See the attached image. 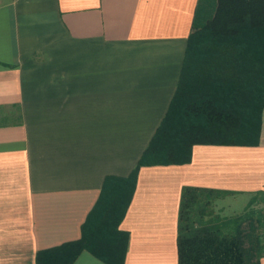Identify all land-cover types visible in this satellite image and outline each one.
Listing matches in <instances>:
<instances>
[{"label":"crops","instance_id":"obj_1","mask_svg":"<svg viewBox=\"0 0 264 264\" xmlns=\"http://www.w3.org/2000/svg\"><path fill=\"white\" fill-rule=\"evenodd\" d=\"M216 0H0V264L79 239L106 177H127L180 80L193 25ZM254 123L190 161L145 165L119 223L123 264H177L184 186L240 208L264 192V94ZM250 138V139H249ZM72 264H109L83 250ZM260 264H264L261 260Z\"/></svg>","mask_w":264,"mask_h":264},{"label":"trees","instance_id":"obj_2","mask_svg":"<svg viewBox=\"0 0 264 264\" xmlns=\"http://www.w3.org/2000/svg\"><path fill=\"white\" fill-rule=\"evenodd\" d=\"M264 94V0H216L213 16L193 25L176 91L165 116L127 177H106L79 239L36 252L35 264H72L87 250L109 264H123L128 233L119 223L141 166L190 161L195 144H234L254 123V107L239 99ZM224 191L181 190L177 264H260L264 260L263 206L230 218L214 214Z\"/></svg>","mask_w":264,"mask_h":264},{"label":"rangeland","instance_id":"obj_3","mask_svg":"<svg viewBox=\"0 0 264 264\" xmlns=\"http://www.w3.org/2000/svg\"><path fill=\"white\" fill-rule=\"evenodd\" d=\"M246 137L242 135H238L236 140H245ZM250 139V138H249ZM229 196L219 195L217 198L213 200L212 206L214 209V214L218 215L222 218H230L234 215H238L243 213L246 209H259L263 206V202L261 200V196L259 194H252L248 197V200L240 207L234 208L231 206L232 204H228ZM263 260V259H262Z\"/></svg>","mask_w":264,"mask_h":264}]
</instances>
